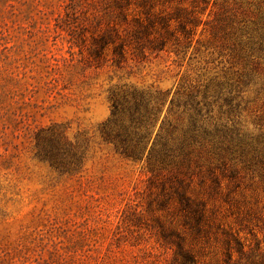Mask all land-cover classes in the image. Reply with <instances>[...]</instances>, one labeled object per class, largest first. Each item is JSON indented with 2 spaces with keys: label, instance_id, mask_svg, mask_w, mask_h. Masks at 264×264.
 I'll use <instances>...</instances> for the list:
<instances>
[{
  "label": "rangeland",
  "instance_id": "rangeland-1",
  "mask_svg": "<svg viewBox=\"0 0 264 264\" xmlns=\"http://www.w3.org/2000/svg\"><path fill=\"white\" fill-rule=\"evenodd\" d=\"M261 33L264 0H0V264H264ZM190 95L245 141L161 164Z\"/></svg>",
  "mask_w": 264,
  "mask_h": 264
},
{
  "label": "trees",
  "instance_id": "trees-1",
  "mask_svg": "<svg viewBox=\"0 0 264 264\" xmlns=\"http://www.w3.org/2000/svg\"><path fill=\"white\" fill-rule=\"evenodd\" d=\"M248 38L245 46L249 48L250 53H252L251 55L254 53L264 55V33L259 34L257 37L249 35ZM229 93L231 94L232 92L229 91ZM220 94H222V92H220ZM146 96L147 95H144V93L134 95L133 104L131 103L132 99L128 97V94L125 95L121 101L117 98L113 99V115H120V113L125 112V110L129 112L130 124L123 125L124 133H126L123 137L124 142L127 141L130 136L128 132L131 131V128L135 127L134 125L141 123L145 116H148V118L150 117L149 110L145 113H142L141 111L142 104L146 100H151V97ZM210 97L211 96H209L207 92L204 94L205 101ZM195 99V96L190 95L188 101L185 103L187 107L190 106V110L192 111L189 126L182 129L181 134H177L178 128L175 126L172 130H169L166 135L160 136V148L157 151L156 160L161 164H164L167 161H176L179 158L184 162L190 154V148L195 143H202L204 141L214 142L215 144L218 143L219 146H216V150H225L227 152L232 151L235 140H237L235 143L236 145H242L244 143V138L242 139L240 136H237V138L234 139L232 135L233 130L228 129L227 126L216 129L214 133H212V130L205 127L202 124V108L200 107V102H195ZM232 100V97L225 99L228 104H230ZM228 137H230V140H228L230 144L224 148L223 140H227Z\"/></svg>",
  "mask_w": 264,
  "mask_h": 264
}]
</instances>
